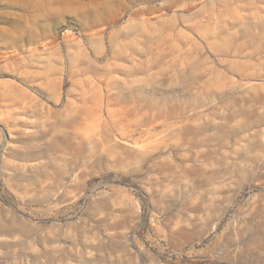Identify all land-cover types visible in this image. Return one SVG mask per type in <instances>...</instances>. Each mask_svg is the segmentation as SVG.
<instances>
[{
  "label": "rangeland",
  "instance_id": "obj_1",
  "mask_svg": "<svg viewBox=\"0 0 264 264\" xmlns=\"http://www.w3.org/2000/svg\"><path fill=\"white\" fill-rule=\"evenodd\" d=\"M0 264H264V0H0Z\"/></svg>",
  "mask_w": 264,
  "mask_h": 264
}]
</instances>
